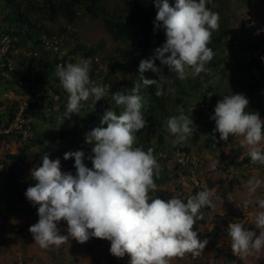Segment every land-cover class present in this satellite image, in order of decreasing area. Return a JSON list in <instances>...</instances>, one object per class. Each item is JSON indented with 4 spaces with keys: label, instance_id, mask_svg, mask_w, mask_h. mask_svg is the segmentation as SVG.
I'll return each mask as SVG.
<instances>
[{
    "label": "rangeland",
    "instance_id": "374dc122",
    "mask_svg": "<svg viewBox=\"0 0 264 264\" xmlns=\"http://www.w3.org/2000/svg\"><path fill=\"white\" fill-rule=\"evenodd\" d=\"M102 5L109 13H120L124 10L123 0H101ZM219 10L220 19H225L229 27L235 29V34L227 38V43L220 52L221 64L218 67L209 63L207 67L212 69L211 73L201 72L199 75L181 80L186 91L183 102L177 104L172 115H178L181 110L187 115H191L194 121L195 131L193 136H189L187 141L181 145H173L174 139L167 129L166 119L164 124L158 120L151 121L142 131V135L137 137L136 146H142L144 150L153 148L155 151L162 150L166 157L160 160L161 169L167 166L169 172H177L178 179L169 180L166 184L160 185L161 194L156 193L153 198L159 196L168 199L170 195L184 198L186 194L193 192L197 187L188 178L194 174L200 181V189H209L215 207L205 206L200 209L201 218L196 227L198 236L201 239L207 238L208 243L200 255L193 256L187 252L183 256H174L169 259V264H264V249L250 255H238L241 259L229 260V253H234L231 248V237L228 235V223L224 214L236 215L235 204L242 203L245 199L255 201L257 197L264 198V185L253 194L249 193L247 181L252 177H259L264 180V164L253 163L249 152L251 147L241 145L242 137L229 134V143L220 146H213V142L208 141L209 137H215V121L210 118L214 112L217 101L222 99V95L233 93L249 94V88L242 86L251 80H257L264 86V61L262 69L245 65L241 70L234 51L229 47L232 39H238L240 47H258L264 52V0H222L213 4ZM10 6L6 0H0V34L10 27L7 15ZM251 16L253 22H247ZM41 23L53 32L47 34V38L59 49L52 47L51 56L67 55L70 63H79L87 60L90 63L91 81L100 84H114L123 80H138V72L135 64H131L127 70L122 65L133 60L134 51L129 44L123 40H116L106 29L101 18L91 17L84 12L74 22H69L65 17L57 20H42ZM258 30L259 34H256ZM77 44H83L86 51L90 48L94 50L93 55H84L83 52L73 53V48ZM19 52L11 54L13 71L7 75L0 73V114L5 113L4 121L8 122V113L17 108L25 97L35 96L37 92H57L60 99L56 100L52 95L41 98L38 104L42 108L31 105L28 117V126H31V135L28 137L11 136L9 141L1 142L0 164L10 160L9 154L19 152L24 146L29 145L28 165L16 171L13 175L0 174V198L7 199V206L0 207V264H108L111 256H114L113 264H129L130 256L116 257L109 251L110 241L105 238L91 237L85 242H78L75 238L60 246H50L41 248L35 241L33 234L29 231V226L38 221L37 206H34L25 196L28 186L34 185L37 181L32 177L31 170L42 163L41 157L48 154L50 158H59L62 172L76 173L74 157L64 158L67 151L83 150L85 157L92 151V144L85 142V133L95 126H98L100 119L107 108H113L117 114L123 109L108 98V106L102 110L91 101L84 102L79 114L72 113L70 117H63L64 100H68V93L60 86V81L53 72L40 70L33 75V80L25 79L24 58L32 53L41 52V45L34 44L33 41L23 43ZM59 51V52H58ZM252 67V66H251ZM191 72V69L188 70ZM42 77L40 82L37 78ZM57 86V87H56ZM130 89V88H129ZM128 89V90H129ZM144 89L141 94L144 100L148 99V94ZM174 99L178 93L176 88L170 90ZM216 95L205 102L204 94ZM6 93L14 94L8 98ZM210 95V96H211ZM66 103V101H65ZM211 104V105H209ZM41 110V111H40ZM169 116V117H170ZM106 126V125H104ZM66 129L69 134L66 139L57 133ZM58 136L53 139V136ZM51 135V137L49 136ZM220 136V133H219ZM178 146L189 147L191 152L197 154L200 163L197 167H189L184 170L172 157V150ZM260 147L264 149V142ZM236 150H241L239 156ZM217 162L215 169L211 167L213 162ZM88 167H92V162L84 160ZM175 184H182L185 189L179 190ZM249 212L248 227L255 229L257 234L264 229L255 228L254 217L260 209L257 204H250L247 208ZM196 221V222H197ZM62 234H67V222L61 219L58 223Z\"/></svg>",
    "mask_w": 264,
    "mask_h": 264
},
{
    "label": "clouds",
    "instance_id": "9594fccd",
    "mask_svg": "<svg viewBox=\"0 0 264 264\" xmlns=\"http://www.w3.org/2000/svg\"><path fill=\"white\" fill-rule=\"evenodd\" d=\"M209 2L175 0L173 5L169 0H154L158 8L154 24L164 28L166 41L154 50L152 57L140 60V79L133 81L128 91L110 94L123 110L117 114L112 107L106 109L107 105L106 110L102 109L105 112L99 125L85 133V142L92 144L94 153L88 157L92 167L84 163V151L75 150L64 153L65 159L74 157L75 175L62 172L60 159H52L48 154L31 170L37 183L27 187L25 196L34 206L38 205L39 218L29 226V231L41 248L60 246L69 237L78 242L91 237L105 238L111 242L110 253L116 257L128 254L129 264H169L171 257L187 252L197 256L205 248L207 238L201 239L193 225L201 218L202 207H215L213 193L195 187L197 193L186 202L178 196L153 198L150 191L157 187L155 178L160 175L161 165L153 148L144 150L136 146V133L148 123L142 88L155 85L156 95L161 96L165 94V85L171 83L163 66L181 80L188 75L211 73L207 64L215 53L208 44L212 32L220 27V14L207 6ZM156 59L160 65L155 63ZM146 70L156 73L158 78L144 77ZM55 74L68 93L66 117L79 114L84 102L95 104L108 94L105 87L91 81L87 60L57 65ZM222 97L210 116L215 121L214 132H219V139L224 141L229 134L242 137L241 145L251 147V161L264 164V149L260 147L264 142V118L259 112L247 110L249 98L244 93L231 92ZM166 124L174 136L173 145L183 144L195 131L192 116L183 110L168 117ZM216 166L214 161L211 167ZM247 184L253 194L264 185V180L252 177ZM253 203L264 209V198L259 197L255 201L245 199L237 206L244 210ZM61 219L67 222V234H62L58 227ZM254 224L255 228L264 229V211L255 214ZM227 230L234 253L250 255L264 249V231L257 234L238 220L230 221Z\"/></svg>",
    "mask_w": 264,
    "mask_h": 264
},
{
    "label": "trees",
    "instance_id": "16d2710c",
    "mask_svg": "<svg viewBox=\"0 0 264 264\" xmlns=\"http://www.w3.org/2000/svg\"><path fill=\"white\" fill-rule=\"evenodd\" d=\"M217 1L222 0H210L208 3V7L213 11L219 13V10H223V8H219L217 11L213 4ZM124 2V10L120 13H109L101 3V0H6L7 5L10 6V11L7 15L8 20L10 21V27L4 32L9 34L12 37V44L9 50V55H11L12 50L15 47H20L23 43H28L29 41H33L36 45H41V52L32 53L27 58H24L23 65H25V79L28 81L33 80V75L40 70H49L55 74L56 67L59 63H63L66 65L67 60L69 59L67 55H58L52 57L51 52L53 51L50 48H45L43 43V35H52L53 32L46 27L45 24L41 23L42 20H57L60 17H65L69 22H74L80 12H84L85 14L94 17L101 18L104 22L106 29L111 33V35L116 40H123L134 50L139 52L138 56L133 54V60L128 62L127 64L122 65V67L127 70L131 64H135L138 72V65L140 60L147 59L154 55V50L157 47L163 45L166 41V33L163 27H157L154 24L156 14L158 8L156 7L154 0H123ZM170 4H175V0H169ZM162 24V22H158ZM220 27L218 30H214L212 32V38L208 44L210 48L213 49L215 55L211 61L208 63L212 66L218 67L221 64L220 52L222 51V47L227 43V38L231 35L235 34V29L229 27V24L225 19H220ZM230 45V42H229ZM252 48V47H250ZM254 48H258L255 47ZM73 53L75 52H83L84 55H93L94 50L90 48L86 51V47L83 44H77L75 48H73ZM59 52V51H58ZM264 55V52L260 50V54L258 58H254L250 61H240L237 58V62L240 66V69L243 70L245 65H249L251 70L253 67L257 69H262L263 61L261 60V56ZM157 65H160L159 59L155 60ZM252 66V67H251ZM38 69L36 72H33L34 69ZM4 70L8 72H12L9 67L6 65ZM163 72L167 76V78L171 81L170 84L165 85V94L161 96L156 95L155 85H148L144 89L148 94V99L145 100V116L148 120V124L151 121L158 120L161 124H164V119L168 118L172 115L173 108L183 102V97L185 95L186 88L182 83L181 79L177 77L175 72H169L167 66H163ZM56 75V74H55ZM139 76V73H138ZM144 77L148 78H158L156 73H153L151 70H146L143 73ZM57 77V76H56ZM58 78V77H57ZM40 82L43 80L42 77L37 78ZM140 79V76L138 80ZM59 80V78H58ZM133 85L132 81L123 80L119 83L114 84L111 87V93L119 90V91H128ZM242 86H247L249 88V111L259 112L262 118H264V86H260L261 83L257 80H251L247 83H241ZM172 88L177 89L178 95L173 99L171 96L170 90ZM211 95V94H210ZM208 92L204 94L205 102L207 99L216 97V95L210 96ZM111 97V95H110ZM112 99V97H111ZM66 100H64V105L62 104V109L66 108ZM114 101V100H113ZM67 102V101H66ZM31 105H36L42 108V104H38L37 102L32 103ZM109 107V106H107ZM108 109V108H107ZM41 111V110H40ZM17 108L15 110H11L8 115V122L4 121L5 113L0 114V146L1 142L9 141L11 136H22L20 132H16L14 130L6 131L13 119L16 116ZM29 112V110L27 111ZM65 119L68 117L64 116ZM144 129V128H143ZM138 130L136 133V137H140L142 135V131ZM69 132L66 129L60 130L57 135L63 139L68 137ZM216 139L209 137L208 141L213 142V146H220L223 143H229V138L227 141L219 139V132H214ZM51 137V135H49ZM58 136H53L52 140H55ZM182 147V146H180ZM30 146L26 145L19 152H15L13 154H9L10 160L7 162H2L6 167L9 168V172L7 174L2 170L0 173L2 176H6L8 174L13 175L16 171L23 169L28 165V151ZM187 151H191L189 147H182ZM162 150H157L155 153ZM165 153V152H164ZM241 154V150H236V155L239 156ZM94 154H90L89 156H93ZM85 157L84 160L88 159ZM166 157V156H165ZM165 157L157 158L158 163L160 160L165 159ZM90 160V159H88ZM248 160H251L250 158ZM91 161V160H90ZM92 162V161H91ZM185 169L189 167H182ZM178 179V174L176 171L169 172L167 166H165L160 171V175L158 178H155V183L157 185L155 190L150 191V195L154 196L156 193L161 194L162 189L159 188L160 185L166 184L169 180ZM175 187L179 190H184L185 187L182 184H175ZM197 193V188L193 190V192L186 194L183 200H187L188 197L195 195ZM173 196L170 195L169 198ZM161 197L164 198L161 194ZM200 221H197L198 224ZM194 227L196 225L194 224ZM237 253H229V260H239L240 257ZM114 256H111V259L108 261V264H113Z\"/></svg>",
    "mask_w": 264,
    "mask_h": 264
},
{
    "label": "built area",
    "instance_id": "2783aa9c",
    "mask_svg": "<svg viewBox=\"0 0 264 264\" xmlns=\"http://www.w3.org/2000/svg\"><path fill=\"white\" fill-rule=\"evenodd\" d=\"M247 22H253V19L251 16H249L246 20ZM58 41H52L49 38H47V35H43V43L44 46L46 47H52L54 46L55 48L59 49L57 45H55ZM12 44V37L5 33L2 32L0 34V73L7 75L8 71L4 70L3 68L6 67V65L9 67L10 70L13 69L12 63H11V58L9 55V50L11 48ZM231 48L234 51V54L236 55V58L240 61H250L254 58H258L260 54V50L252 47H240L239 40L235 39L231 42ZM19 52V48L15 47L11 54H16ZM70 63V60L68 59L66 62V65ZM59 65H63V63H59ZM38 69H34V71H37ZM94 84L100 85L105 87L108 90V94L106 97H102L99 101H96L98 103V106L101 109H105L106 106L108 105V97L111 94V87L110 84H100L92 81ZM60 83V82H59ZM61 86V85H60ZM57 87V86H56ZM53 94V95H52ZM14 94L12 93H6V96L8 98H12ZM47 95H52L54 99L59 100L60 95L57 92H52L51 94H47V92H37L35 96H29L25 97V99L21 102V104L17 107V112L16 116L13 119L12 123L10 124L9 128L6 131L9 130H14L16 132H20L23 134V136L28 137L31 135V126H28V110L31 107L32 103L35 102H40L41 98L46 97ZM94 154L93 152H91ZM155 156L157 158L159 157H165L166 153L163 151H158ZM172 157L178 162V164L182 167H197L200 163V158L197 154L191 151H187L183 149L182 147L178 146L172 150ZM4 171L5 174L9 172V168L4 165V163L0 164V172ZM1 174V173H0ZM1 176V175H0ZM190 181H193L196 186L199 188L198 191H200V181L198 178L192 174L188 178ZM7 199L6 198H0V207L5 208L7 206ZM237 204H241L240 202L235 204L236 208V215H226L224 214L223 216L225 217V220L229 224L230 221L232 220H238V221H244L246 225L248 226V218H249V212L246 209H241L240 207L237 206ZM1 223V222H0ZM242 255V254H239Z\"/></svg>",
    "mask_w": 264,
    "mask_h": 264
}]
</instances>
